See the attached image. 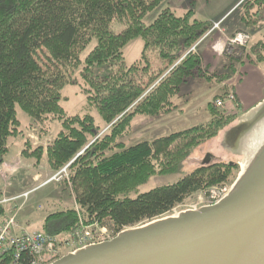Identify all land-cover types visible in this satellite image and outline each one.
Segmentation results:
<instances>
[{
    "label": "trees",
    "instance_id": "16d2710c",
    "mask_svg": "<svg viewBox=\"0 0 264 264\" xmlns=\"http://www.w3.org/2000/svg\"><path fill=\"white\" fill-rule=\"evenodd\" d=\"M165 1L0 0V167L10 153L9 140L18 133L16 105L33 122L57 116L62 128L48 147L22 154L37 165L47 156L54 172L70 165L79 207L49 215L43 233L70 234L82 217L86 225L111 224L116 235L167 216L193 194L227 183L239 168L203 163L173 185L138 193L151 177L180 172L199 146L232 121L210 107L214 118L207 125L128 147L118 142L135 117L169 112L188 79L210 80L194 47L213 25L197 19L193 9L181 16L164 9L146 24ZM246 2L243 22L256 28L264 23V0L252 1V7ZM138 38L141 57L128 64L124 48ZM253 51L261 62V51ZM78 72L87 85L82 94L109 127L103 137L98 138L101 129L92 116L67 117L60 105L64 88L79 86ZM4 215L0 203V219ZM22 260L31 257L24 254Z\"/></svg>",
    "mask_w": 264,
    "mask_h": 264
},
{
    "label": "rangeland",
    "instance_id": "374dc122",
    "mask_svg": "<svg viewBox=\"0 0 264 264\" xmlns=\"http://www.w3.org/2000/svg\"><path fill=\"white\" fill-rule=\"evenodd\" d=\"M230 0H166L160 9L156 10L155 12L151 13L145 20L146 24L151 23L157 15L164 9H170L174 11L178 16H181L185 13H187L189 10L193 9L195 12V15L199 19L206 18L208 15H211V10H215L218 8L219 2H228ZM246 3L252 7L251 3L255 0H245ZM248 6V7H249ZM171 7V8H170ZM245 3H240L232 12H230L229 15L225 17L223 21H220L218 26L219 28L215 29L218 31H221V28L223 26H239L240 29L236 31L233 35L229 34L228 38L226 39V53H229V40L234 38L238 33H247L253 36L254 30H256L259 27H262L264 23H260L257 25L256 28H248L245 23L243 22L242 15L245 11ZM257 12V8L253 10V13ZM254 15V14H253ZM197 18V19H198ZM212 20V19H210ZM203 21V20H201ZM209 22L213 26L216 24L211 21H204ZM212 26V28H213ZM212 30V29H211ZM214 31V30H212ZM259 38L260 35H257ZM261 36L264 38V30L261 32ZM94 43L90 45L85 53L82 55V61L85 60L89 52L93 49ZM257 47L259 51L262 52V48L260 44L254 45L253 44V38L250 42L248 48L246 49H236L233 53L228 54L229 55V61L230 63L227 66L228 74L231 72L233 74L237 69H241V65L244 63H250L253 62V59H257L256 54L254 53L253 49ZM194 52L197 54L195 51ZM143 51V42L141 39H136L132 42H130L125 48H124V57L126 59V62L128 64H131L135 61H137L142 54ZM202 71L208 76V71L202 68ZM76 78L79 80V86L73 87V86H66L62 92L64 100L61 102V107L65 112V116L67 117H73L77 115H90L92 116L96 124L101 129V134L98 136V138L103 137L104 135L108 134L109 127H107L102 121L101 118L96 111V109L92 108L89 105V102L84 96L83 90L87 87L85 81L79 74V72L76 74ZM206 80L204 82H199V84L196 85L195 94L193 97L192 104L196 105V112L195 109L191 106L186 109V111L182 110L183 105L186 103V95L184 92L186 91L187 86L183 87L185 84L190 81L191 83L189 86L193 84V80ZM206 78L201 77H192L188 79V81L182 86L179 94L175 96L172 99V105L169 110V112H162L157 116H137L132 121L130 128L128 131L119 138L118 142L121 144H124L126 147L134 145L139 142L143 141H153L158 138L167 137L171 134L182 132L188 129H191L195 126L199 125H207L209 122H211L214 118L213 113L211 112L210 107L213 108V110L216 113V116L219 118L222 117L223 119L232 118V121L228 123L218 135L217 138L211 139L201 146H199L195 151L193 156L185 163L184 167L180 172L177 174H171V175H157L153 176L149 179V181L139 187L138 193L143 194L147 193L153 189L162 187V186H169L173 185L177 182H179L182 178L190 174L195 167H199L203 165L205 157L207 155H210L213 158V163L218 162H225V163H234L239 164L241 157L235 156L227 151L224 147V138L225 133L233 126L237 125V122L239 118L242 116H238L234 111L229 108V106H236L235 105H227L223 108L216 107L215 102L218 99H223L226 96L225 95V88L221 90L220 92H217L214 95H205L207 93L208 89H213L216 87L215 83H212L210 81H207ZM218 80V77H217ZM202 95H205V100L207 107H205L204 101H198V98ZM208 98V99H207ZM204 103V105H202ZM175 111V112H174ZM185 112V113H184ZM16 113H17V120L19 123L18 133L16 136L12 137L8 145L10 147V153L7 155V158L12 156L15 152L19 154V152L23 149H27L28 151L34 150L38 147H48V145L53 141V139L57 136V134L61 131V125L62 121L57 116H49L45 120L40 122H33L30 117L21 109L19 105H16ZM184 113V115L182 114ZM171 114V115H169ZM169 115V116H168ZM23 153V151H22ZM21 153V154H22ZM16 162L20 161V157L16 158ZM47 156H43L42 161L39 165L35 163V160L33 161V164H30L28 166L27 175L24 174L23 177L25 178V184L27 185L25 190H21L15 195H19L25 192L32 191L33 193L30 194L28 200L24 201L18 200L15 204L18 205V207L24 205L26 207L27 205H31V203H34L37 205L36 208H33L37 214L34 216V218H31L34 225L33 228L36 229V231L31 232H41V226H43L44 220L51 214L65 211L69 209H75L79 211V207L76 204L75 201V195L72 191L69 179L71 176V172L68 170L66 173L59 174V172L63 169H61L58 172H54L48 164ZM66 167V166H65ZM239 167V165H238ZM7 168V167H6ZM69 169V168H68ZM239 168L235 169L230 180L225 183L227 187H231L234 181L236 180L238 174H239ZM2 172L0 173V181L2 184H7L9 181L4 182L3 174L6 170L2 169ZM16 173V172H15ZM37 175V176H36ZM36 176V178H34ZM14 195V196H15ZM136 194H133L135 196ZM208 196L206 192H198L187 198L183 203L177 205L176 207H180L176 209L175 212H173V215H178L180 212L185 210L192 209L190 206L191 204L195 203L199 196ZM3 197H9L5 193L2 194ZM33 200V202H32ZM25 202V203H24ZM26 205V206H25ZM183 206V207H181ZM7 207V206H6ZM190 207V208H189ZM17 213V211H16ZM81 215V214H80ZM171 216V215H170ZM46 217V218H44ZM84 220L82 217L80 218V223ZM38 224H40L38 226ZM99 225L100 227H105L109 230V236L112 238L115 236L114 231L112 229L111 224L108 225ZM19 227V226H18ZM23 230L22 228H20ZM19 229V230H20ZM25 231V230H24ZM45 234V233H44ZM61 248L60 255H64L67 251L70 249H66L63 246Z\"/></svg>",
    "mask_w": 264,
    "mask_h": 264
},
{
    "label": "water",
    "instance_id": "95a60500",
    "mask_svg": "<svg viewBox=\"0 0 264 264\" xmlns=\"http://www.w3.org/2000/svg\"><path fill=\"white\" fill-rule=\"evenodd\" d=\"M224 147L241 157L240 170L216 204L127 228L50 264H264V100L225 133Z\"/></svg>",
    "mask_w": 264,
    "mask_h": 264
},
{
    "label": "crops",
    "instance_id": "0c3cea01",
    "mask_svg": "<svg viewBox=\"0 0 264 264\" xmlns=\"http://www.w3.org/2000/svg\"><path fill=\"white\" fill-rule=\"evenodd\" d=\"M243 0H230L228 2H219L218 8L211 10L212 14L208 15L206 18L199 19L203 21H211L214 23H218L220 21H223L227 15L230 14ZM171 8V7H170ZM212 19V20H210ZM240 29L239 26H223L221 28V31L214 30L210 31L206 36H204L195 46V51L200 56L202 61V68L208 71V77L210 78V81L212 83L216 84V87L213 89H208L207 93H205L206 97L208 95H214L217 92H220L223 90L224 85L228 83L229 81H232L233 76L231 77L228 74L227 66L230 63L229 61V55L226 53V39L229 37V34H234L236 31ZM264 30V25L262 27L257 28L253 32V44L257 45L260 44L262 48V55L263 60L261 62H250V63H244L240 67L241 71V78L236 83L235 92L237 96V104L236 106H229L233 112L236 115L240 116L254 108L256 105H258L260 102L264 100V38L261 36V32ZM235 35V34H234ZM260 35L259 38H257ZM228 76V78H226ZM218 77V80H217ZM206 80H193V84L189 86L191 83L188 81L187 84H185L183 87L187 86L186 91L182 95H186V103L183 105L182 110L186 111L190 106L196 110V105L192 104L193 97L196 95L195 89L196 85L199 84V82H204ZM182 87V89H183ZM186 88V87H185ZM205 95H202L198 98V101H204ZM208 99V98H207ZM204 103L202 105H204ZM207 107V104L205 105ZM175 112V111H174ZM185 113V112H184ZM184 113H182L184 115ZM171 115V114H169ZM168 115V116H169ZM22 150L19 152L20 155H18L16 152L10 156L6 157L4 163L0 167V173L1 170H12L11 177L9 178V182L7 184H2L0 181V190L9 197L14 196L16 193H18L21 190H25L26 184L24 181L23 175L29 172L28 166L30 164H33L34 159L25 157L22 153V151L26 150L21 148ZM20 157V161L16 162V158ZM7 167V168H6ZM16 172V173H15ZM37 176V175H36ZM36 176L34 178H36ZM33 202V200H32ZM18 205H9L5 208V215L0 219V226L5 224L8 219L16 215V223L19 226V229L22 228L23 230H18V232L26 231H36L33 224V220L31 218H34V216L37 214L33 208H36L37 205L34 203H31V205H25L23 206L21 210H17L16 207ZM16 209V210H15ZM17 211V213H16ZM38 215V214H37ZM46 218V217H44ZM45 221V220H44ZM40 224H38L39 226ZM40 227V226H39Z\"/></svg>",
    "mask_w": 264,
    "mask_h": 264
},
{
    "label": "built area",
    "instance_id": "2783aa9c",
    "mask_svg": "<svg viewBox=\"0 0 264 264\" xmlns=\"http://www.w3.org/2000/svg\"><path fill=\"white\" fill-rule=\"evenodd\" d=\"M215 27H218V24H216ZM251 41V35L247 33H238L234 38L229 40L228 54L233 53L236 49L248 48ZM240 78L241 72L238 70L233 75L232 81L226 84L227 92L224 100L218 99L215 102L216 107L223 108L226 104H237V96L234 88ZM67 171L68 167H65L59 174L66 173ZM11 174L12 170L10 169L4 172V182L9 181ZM229 190L230 187H227L225 184L214 187L206 192L208 195L207 197L203 195L199 196L197 201L191 204L190 207L192 209H197L201 206L214 205L224 198ZM31 193L33 192L28 191L13 197H4L0 203L3 205H10L15 204L18 200L23 199L26 201ZM23 206L24 205L21 204L17 210L19 211ZM178 208L180 207H175L171 211V214ZM18 230L16 215L0 226V264H47L62 256L60 255V247L62 246L66 249H70L66 252L69 253L80 247L111 239L109 230L105 227L99 228L98 223L84 225L83 222H81L80 227L67 236H51L41 232H18ZM24 254L31 257V260L27 263L22 260Z\"/></svg>",
    "mask_w": 264,
    "mask_h": 264
},
{
    "label": "bare ground",
    "instance_id": "6f19581e",
    "mask_svg": "<svg viewBox=\"0 0 264 264\" xmlns=\"http://www.w3.org/2000/svg\"><path fill=\"white\" fill-rule=\"evenodd\" d=\"M215 26H216V25H214L213 28H211V29H212V30H215V29L219 28V26H218V27H215ZM212 30H210V31H212ZM210 31H209V32H210ZM205 36H206V35H205Z\"/></svg>",
    "mask_w": 264,
    "mask_h": 264
},
{
    "label": "flooded vegetation",
    "instance_id": "af4514ba",
    "mask_svg": "<svg viewBox=\"0 0 264 264\" xmlns=\"http://www.w3.org/2000/svg\"><path fill=\"white\" fill-rule=\"evenodd\" d=\"M208 157L210 158V159H213L214 157H212V156H210V155H208Z\"/></svg>",
    "mask_w": 264,
    "mask_h": 264
}]
</instances>
